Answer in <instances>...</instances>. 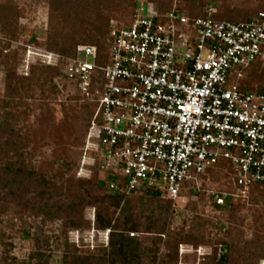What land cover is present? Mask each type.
Instances as JSON below:
<instances>
[{
  "label": "built area",
  "instance_id": "1",
  "mask_svg": "<svg viewBox=\"0 0 264 264\" xmlns=\"http://www.w3.org/2000/svg\"><path fill=\"white\" fill-rule=\"evenodd\" d=\"M205 11L160 13L141 2L132 19L109 30L104 50L78 44L65 58L64 76L94 102L84 148L96 153L109 192L174 200L218 165L242 193L264 184V83L247 84L249 67L264 59V9L246 21ZM24 49L25 67L61 59ZM234 195L215 198L222 204Z\"/></svg>",
  "mask_w": 264,
  "mask_h": 264
},
{
  "label": "rangeland",
  "instance_id": "2",
  "mask_svg": "<svg viewBox=\"0 0 264 264\" xmlns=\"http://www.w3.org/2000/svg\"><path fill=\"white\" fill-rule=\"evenodd\" d=\"M152 2L159 9V2L153 0H15L13 10L14 33L0 31V123L14 130L0 131V161L14 162L25 166L17 183H11L6 174L0 177V259L7 254L29 264H64V256L76 249V254L96 255L107 246L108 233L94 226L95 206L84 202L67 214L66 205L79 204V197L72 191L67 180L78 185L81 181H100L103 172L97 168L96 153L85 150L87 124L94 102L84 98L63 73L65 58L72 54H61L55 66L32 62L23 65L26 44L47 48L46 41L51 33L52 23L65 21V25L80 19L94 20L97 14L107 16V26L97 40L105 47L109 30L126 22L141 2ZM189 1L193 4L188 7ZM134 2L137 3L135 7ZM164 8H179L188 14H201L208 7L218 16L245 18L264 9V0H164ZM6 8L11 5L5 1ZM213 5V6H211ZM4 7V8H5ZM2 9H0L1 12ZM97 13V14H96ZM52 19V22H51ZM66 31H70L66 28ZM84 33L75 35L72 52L78 44H90ZM53 51V50H51ZM56 52V51H54ZM58 53V52H57ZM34 57L30 54V57ZM247 72L248 86L257 88L264 83V59L252 63ZM32 67L55 69L52 84L53 93L45 97L38 89L18 91L8 87V76L26 79ZM51 68V69H50ZM54 71V70H53ZM12 138L7 144L6 139ZM19 147V150H17ZM16 148V151H15ZM84 152L89 158H84ZM48 181L45 185L41 178ZM4 178V180H3ZM2 182L4 184H2ZM4 185V186H3ZM6 185V186H5ZM3 186V187H2ZM14 196L10 195V191ZM96 195L108 193L92 186ZM230 192L219 206L215 198L218 193ZM50 197L49 200H47ZM61 204L60 216L48 218L37 210L39 205ZM124 212L139 215L141 211L156 208L164 210L165 231L162 234L134 231L143 247H155L156 259L151 264L169 261L171 250L168 244L181 236L193 239L183 240L177 246V259L168 264H220L217 257L226 253L225 264H264V187L252 185L243 193L230 180V170L219 165L202 175L197 182H190L174 199L153 197H124L115 211V217ZM157 213V212H156ZM70 217V218H69ZM70 219L79 221L78 228L68 227ZM143 224L144 218L140 219ZM23 230L30 238H24ZM198 241V243H195ZM11 243V245H7ZM40 247L45 260L31 259L30 253Z\"/></svg>",
  "mask_w": 264,
  "mask_h": 264
},
{
  "label": "trees",
  "instance_id": "3",
  "mask_svg": "<svg viewBox=\"0 0 264 264\" xmlns=\"http://www.w3.org/2000/svg\"><path fill=\"white\" fill-rule=\"evenodd\" d=\"M6 0H1L0 2V31L6 34H12L14 33V28H12L13 25V10L16 9V6L14 5L15 0H9L11 5L8 7V9L5 7ZM159 2V9L158 11L160 13H163L165 11H168L170 9L164 8V3L161 1L164 0H153ZM190 7L193 2L191 3L189 1ZM135 7H137V3L134 2ZM213 6V5H211ZM5 7V8H4ZM181 10V9H180ZM183 12V10H181ZM207 11L204 10L201 14H188L186 12H183L189 16H199L206 14ZM258 11L255 13L246 16L242 19H237L238 16H225L220 17L217 14V11L215 10L213 13V16L218 19L223 20H229V21H246L249 20L251 17H253ZM97 14V13H96ZM134 15V12H132L131 17L126 20L129 21L132 19ZM107 16H103L102 14H97L96 19L94 20H83L80 19L76 23H70L69 25H65V21H56V23H52L51 26V33L48 36V39L46 41L48 50H53L61 54H73L74 49L72 52L68 49V46H71L74 42L75 35L78 33H84L85 37L84 39L92 42L90 44L96 45L99 51H102L105 49V47H102L101 43L97 40V36H102L105 32V28L107 26L106 21ZM52 22V19H51ZM66 28H69L70 31H66ZM253 65V64H252ZM44 67H32L31 66V75L26 79H19L15 78L13 79V75L8 76V87L17 90L23 91V90H32V89H38L40 94L42 96L45 95L48 96V94L53 93V89L55 88L53 86L52 79L55 75V69L49 70L48 68ZM54 70V71H53ZM92 113V112H91ZM91 116V115H90ZM7 129L8 131L11 129L8 125L5 128V125L3 123H0V131H4ZM9 134H13L14 130L11 129ZM12 138L6 139L5 143L7 144ZM17 150H19V147H17ZM16 151V148H15ZM219 166V165H218ZM212 170V169H211ZM209 171V170H208ZM6 174V176L9 178L10 182L17 183V178L21 174H26V176H32L34 174L33 171H28L25 173V166L14 160V162H9L2 164L0 161V177L1 175ZM206 174V173H205ZM204 175V174H203ZM4 180V178H3ZM41 180L44 182V184L47 186L48 189V181L45 178H41ZM68 184L71 185V187H66L67 192L72 191V194L74 196L79 197V204L73 203V205H66L65 209H67V214L71 213V211L76 210L77 206H81V204L84 202L85 204H92L95 206V219H94V226L96 229L101 230H109L108 235V241L107 246L103 247L99 250V253L96 255L91 254H76V249L70 252L68 255L64 256V264H151L155 261V247H143L141 243L135 238L130 236V233H134V231L139 230L140 228H143L144 232H150L155 234H162L165 231V223H164V213L165 209L162 211H158L156 208H151L148 210V213H146L147 210L141 211V214H131L126 210L127 212H124V209L121 208V213L115 217V211L119 207L120 201L122 198L126 197L125 195H121L118 193L109 192L108 189L105 186V181L100 179L97 183H93L91 181H81L78 185H75L72 183V181L67 180ZM2 184H4L2 182ZM188 185V184H187ZM4 186V185H3ZM2 186V187H3ZM6 186V185H5ZM92 186L96 187V190L101 191L104 187L108 193H103L102 195H96L92 192ZM261 187H264V184L260 185ZM10 195L14 196V192L11 190L9 192ZM153 197V198H161L157 193L153 191H144L139 194H131L127 195V197ZM126 197V198H127ZM49 200L50 197H47ZM163 198V197H162ZM2 199V198H0ZM166 199V198H165ZM225 202L227 201L226 198L224 199ZM224 203V202H223ZM220 205V204H216ZM48 206V203H44L42 206L39 205L37 210H40V212H43L46 217L53 218L56 216H60L61 213V204L54 205L53 210L50 206ZM157 212V213H156ZM70 218V217H69ZM141 218H144V221L146 220L147 223L143 224L140 220ZM68 227H74L78 228L80 226L79 221H73V219H70L68 222ZM23 236L24 238H30L29 233H27L25 230H23ZM187 237V236H186ZM181 236L178 234V238L174 241L169 242L168 248L171 250V253L169 254V261L163 262V264H168L170 261H176L177 259V246L179 243H181L183 240L186 241H192L193 239L187 238ZM195 243H198V241H195ZM11 245V243L7 244ZM10 247V246H9ZM5 249V255L2 259H0V264H29L28 261H19L15 257L7 254V251L9 248ZM9 252V251H8ZM49 255H45L43 250L40 249V247H37L35 250H33L29 258L31 259H39V260H45L48 258ZM228 260V255L226 253H222L217 257V261L220 264H225ZM46 261V260H45Z\"/></svg>",
  "mask_w": 264,
  "mask_h": 264
}]
</instances>
